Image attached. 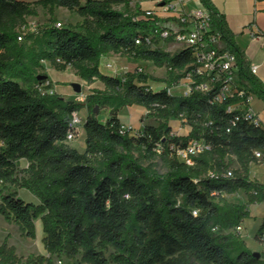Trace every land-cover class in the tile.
<instances>
[{
	"label": "trees",
	"instance_id": "obj_1",
	"mask_svg": "<svg viewBox=\"0 0 264 264\" xmlns=\"http://www.w3.org/2000/svg\"><path fill=\"white\" fill-rule=\"evenodd\" d=\"M200 2L210 12L213 31L222 33L225 51L236 56L239 78L247 82L249 93L264 102V85L250 72L224 17L210 0ZM131 3L0 0V184L15 188L0 192V215L32 240L37 237L35 222L40 220L44 249L58 260L80 256L81 264H264L263 255L255 257L232 233L219 234V228L236 229L248 217L246 206L227 204L224 195L243 190L248 205L264 202V186L248 178L249 164L257 162L255 153L264 154V127L245 118L234 122L239 113L226 110L234 100L218 104L217 90L208 96L197 92L175 96L169 92V81L139 69L122 78L101 73L103 56L126 54L165 67L178 83L185 75L174 76L175 71L194 61L190 50L172 55L137 45L155 31L156 21L144 18L140 8L128 12ZM35 6L51 17L56 8H64L83 19L75 28H45L41 60L57 71L72 68L88 83L97 79L104 84L117 102L104 122L95 108L109 105L110 99L88 96L84 102H68L55 94L43 95L39 89L50 90L51 85L34 73L40 60L30 66L13 59L11 51L20 38L15 30L36 15ZM119 6L127 11L118 10ZM151 82L166 87L156 91ZM86 105L91 108L84 121L86 148L79 152L66 138L71 116ZM131 106L144 108L151 123L134 135H121L119 111ZM181 116L192 132L171 137L170 122ZM194 139H203L212 150L194 158L193 166L171 155L172 146L185 147ZM159 148L169 158L170 169L160 194L158 184L133 156L137 149L155 156ZM233 157L239 168L225 177ZM20 160L28 163L22 171ZM210 172L218 178H210ZM17 189L28 191L36 202L23 199ZM255 240L264 247V221ZM43 263V258L23 262L13 249L0 246V264Z\"/></svg>",
	"mask_w": 264,
	"mask_h": 264
},
{
	"label": "rangeland",
	"instance_id": "obj_2",
	"mask_svg": "<svg viewBox=\"0 0 264 264\" xmlns=\"http://www.w3.org/2000/svg\"><path fill=\"white\" fill-rule=\"evenodd\" d=\"M35 1V0H32ZM155 0H133V6H137L130 10L131 5L128 9V12H134L137 8L142 9L145 3H151ZM164 0H157V3L160 4ZM36 2V1H35ZM32 2V3H35ZM118 10L127 11L123 6L116 7ZM143 10V9H142ZM36 15L27 17V24L15 30V34L20 36L22 39L17 41L14 48L11 51V55L13 59H21L26 65H32L33 60H40L41 67L33 68L34 73L38 76H43L49 79V75L54 73V68L50 67V63L41 60L42 53L45 50V36L44 29L51 25L61 24L63 27H72L75 28L79 26L81 23H78L81 18L78 14H74L71 12H66L64 9H59L54 16H50L46 10H44L41 6H35ZM60 21V22H57ZM65 25V26H64ZM163 49L169 50L171 44L169 42L161 43L160 47ZM171 49V48H170ZM175 50L171 51L173 55ZM106 56V55H105ZM103 56L99 61V66L109 75L115 76H124V73L128 70L133 69L132 57L126 54H112L110 59H105ZM102 60V61H101ZM128 63L130 66L122 64ZM142 62V61H139ZM151 64V65H149ZM56 70V69H55ZM142 70L148 74H156L157 78L162 81H169V84H172L173 94H183L186 91L185 81H181L180 83H176L172 78L169 77L167 69L157 67L153 62L143 61ZM156 71V72H154ZM58 72V71H57ZM63 80L62 83H57V95L61 97L64 101L68 102H84L88 96H98L103 98L110 99L109 105L97 107V116H99V120L104 122L109 116L110 109L113 107H117V102L115 101V96L113 93L109 92L105 85L102 84L99 80L95 79L92 83H88L83 80L80 76L77 75L76 71L72 68H69L65 71L55 73ZM174 76H178L182 74L180 71H175ZM74 85H78L80 87V92H76L74 89ZM153 89H157L159 83H150ZM42 92L45 94H54L50 90H47L46 87L41 88ZM112 106V107H111ZM122 116L123 119L126 120L127 117H131L133 114L126 107H122ZM91 113V108L87 105L75 112L81 120L83 124L80 125L76 132V137L73 142L69 143L70 147L78 150L79 152H83L85 147L83 142L84 131V121L87 119L89 114ZM147 113L144 115H140L138 124H150L151 121L146 117ZM172 128L176 130L178 133L185 134L189 132V125L182 124L177 120H173ZM131 126L135 131H139L136 126ZM134 158L137 160L138 164L142 166L149 174L150 177L154 179V181L158 184L157 192L158 194L162 193L164 188L166 187L168 176L170 173L169 169V158L164 155L156 154L155 156H148V154L143 150L137 149L133 153ZM233 161V159H232ZM234 162V161H233ZM27 162L22 161L18 163V168L20 171L26 169ZM238 169L233 163L229 168V171H234ZM22 177L23 175L20 174ZM256 184V183H253ZM264 186V185H261ZM15 188L7 185L6 187L0 184V192L5 193L6 191H14ZM19 195L24 198H27L28 201L33 199L36 202V198L32 196L26 190L17 189ZM223 199L227 204H234L237 206H246L248 211V217L243 220L241 223V230L236 231V229H222L219 228V234L227 235L232 233L235 236V240L238 243H243L249 250L254 251V253H259L260 256H264V251L262 250L261 244L254 240V234L257 233V229L259 227V223L264 217V202L259 204H251L254 207L251 210L248 209V203L245 201V195L243 192H237L233 195H224ZM180 203V202H179ZM216 203L220 206H223V203H219L216 200ZM0 206H1V197H0ZM36 239L32 240L22 236L19 228L14 225L8 223L5 218L0 215V246L6 245L8 248L13 249V253L19 260L23 262H27V260H37L40 258L44 259L43 264H81L80 256L75 260H58L56 258H50V256L46 253L43 245V228L42 225L39 224V221L36 223ZM47 260V261H46Z\"/></svg>",
	"mask_w": 264,
	"mask_h": 264
},
{
	"label": "built area",
	"instance_id": "obj_3",
	"mask_svg": "<svg viewBox=\"0 0 264 264\" xmlns=\"http://www.w3.org/2000/svg\"><path fill=\"white\" fill-rule=\"evenodd\" d=\"M159 8L169 15L167 21L172 24L171 27L157 16L153 10H143V17L156 21L155 31L146 37L145 41H137V45L145 44L152 49L160 48L163 42H169L172 47L178 48L179 51L190 50L193 52L194 61L188 65L184 70L180 71L185 75L178 83L185 81L186 91L183 97H189L193 92L200 93L203 96L210 95L213 91L217 90L215 102L223 104L226 100L232 99L234 102L240 103L239 109H234L232 104L226 107L229 113L238 112L234 122L240 118H245L259 125L260 121L250 108V102L254 95L249 93L248 84L246 81L239 78V66L235 55L227 53L221 47L226 44L223 35L219 31H213L210 21V12L206 8L196 10L188 13L182 7L180 0H164L159 4ZM158 20V21H157ZM61 27V24H57ZM264 38V34L257 31L254 39ZM22 38L20 37L19 40ZM252 74L257 73V67H250ZM39 91L44 95L41 88ZM182 124H186L183 116L181 119H174ZM173 121V120H172ZM171 121V122H172ZM170 122V123H171ZM232 123L234 126L235 123ZM83 124L81 118L75 113L71 116L69 122V129L66 138V143H71L76 137L77 129ZM171 128V137L182 136L176 130ZM121 135H134L135 131L129 125H122L120 128ZM230 133V129L227 130ZM171 155L175 156L178 161L187 165H194V158L210 152L211 145L207 144L203 139L191 140L185 147H171ZM162 150L159 148L157 154L161 155ZM255 157L257 161H264L263 153L256 152ZM210 178H218L214 173L208 174ZM225 177H232V172L227 171ZM193 214L196 216L197 211ZM242 228L238 226L236 231ZM214 228L213 231H217Z\"/></svg>",
	"mask_w": 264,
	"mask_h": 264
},
{
	"label": "crops",
	"instance_id": "obj_4",
	"mask_svg": "<svg viewBox=\"0 0 264 264\" xmlns=\"http://www.w3.org/2000/svg\"><path fill=\"white\" fill-rule=\"evenodd\" d=\"M23 1L32 3V2H35L38 0H35V1L23 0ZM85 1L86 0H82V3H85ZM180 1L182 4V7L188 13H191V12H194L196 10L204 8L203 5L201 4L200 0H180ZM210 2L214 6V8L217 10V12L224 17L227 30L234 36L235 43H236L237 47L239 48V50L243 53V58L247 64V66L249 68L250 67H257V73L255 74V76L264 85V38L254 39V36H256L257 31L264 34V0H210ZM136 7H137L136 5L133 6V0H132L130 10L133 8H136ZM59 9H64V8H56L54 14H56V12ZM142 9L155 11L157 16L165 23V25H167L168 27L172 26V24L167 21V18L169 17V15L166 14L165 12H163V10L161 8H159V4L157 3V0H155L151 3H145V5L143 6ZM64 11L69 12L67 9H64ZM74 14H76V13H74ZM26 20H27V18H26ZM57 22H60V21H57ZM82 22H83V19L81 18V20L78 23H82ZM221 47L223 49H226V44H222ZM170 48H169V50H165L162 48V46L160 47L161 50L168 52V53H171L172 50H175L174 54L177 52H180L178 50V48L172 47V44H171ZM112 54H114V53L107 54L105 56V59L103 58L102 60L110 59ZM139 61H142V62H139ZM147 62H149V61H147ZM132 63H133V66H135V67H133L132 71L127 69V71L124 73V75L127 73L134 72L137 69L142 70L143 60H137V59L132 58ZM122 64L130 66V64L125 63V62L124 63L122 62ZM49 65H50V67L52 66L51 64H49ZM149 65H151V64H149ZM53 68L54 67L52 66V69ZM99 69H100L101 73H103L105 75L112 76V77H118V78L123 77V76L122 77L115 76L112 74L109 75L102 69L101 66H99ZM54 71H55L54 73H51L49 75L47 85H51L50 91L55 94V93H57L56 84L62 83L63 80L61 78H59V76L57 74H55V73L62 72V71L57 72V70H55V69H54ZM154 72H156V71H154ZM146 74H148V73H146ZM149 75L152 77L157 76L156 74H153V75L149 74ZM165 87H166L165 83H159V86L157 89H153L152 87L151 88L153 90L160 91V90L164 89ZM178 88L179 87L171 88L169 90V92L175 96H182L183 94H173L172 93V89H178ZM232 107L234 109H239L241 106H240L239 102H233ZM127 108L129 109V111L133 115L131 117L126 116V120H125V119H123V116H122V110H120L119 111V119H120L121 123L123 125H133L134 127L136 126V128L139 131H142L147 124H139L137 126L138 121H139L138 116L144 115L145 113H147V111L144 108L139 107V106H131V107H127ZM250 108L253 110L254 114L257 116L258 120L260 121V123L264 127V102L254 96V98L250 102ZM171 123H170V126H172ZM191 132H192V129L190 128L189 132L182 134V136H184V137L188 136V135H190ZM83 142L85 145V134L83 135ZM85 148L86 147H84L83 152L85 151ZM263 157H264V154H263ZM232 159L234 161L233 164L236 167H238V165L235 162V158L233 157ZM22 161H25V160H20L19 163ZM27 166H28V163H27L26 167ZM248 171H249L248 172V178L252 183H256L258 185H264V161H257V162L250 163L249 167H248ZM239 192L244 193L245 201H246V203H248V199H247L245 192L243 190H239ZM22 198L25 200H28L27 198H24V197H22ZM30 200H32V202H35L31 198H30ZM252 207H254V205H249L248 209L251 210ZM37 221H39V224L41 225V221L40 220H37ZM263 221H264V217L261 220V223H259L258 229L260 228ZM258 229H257V231H258ZM255 236H256V233L254 234V240H255ZM261 247H262V250L264 251V247L262 245H261ZM252 252L254 253V251H252Z\"/></svg>",
	"mask_w": 264,
	"mask_h": 264
},
{
	"label": "water",
	"instance_id": "obj_5",
	"mask_svg": "<svg viewBox=\"0 0 264 264\" xmlns=\"http://www.w3.org/2000/svg\"><path fill=\"white\" fill-rule=\"evenodd\" d=\"M73 87H74L76 92H80V87L78 85H74ZM95 113L97 114V108H95ZM253 255L255 257H257V258H260V254L259 253H253Z\"/></svg>",
	"mask_w": 264,
	"mask_h": 264
}]
</instances>
